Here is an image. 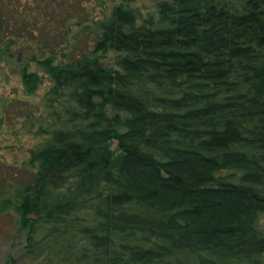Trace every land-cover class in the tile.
<instances>
[{"label": "trees", "instance_id": "trees-1", "mask_svg": "<svg viewBox=\"0 0 264 264\" xmlns=\"http://www.w3.org/2000/svg\"><path fill=\"white\" fill-rule=\"evenodd\" d=\"M62 3L0 0V58L51 83L19 106L29 179L0 174L21 259L264 264V0H117L75 46Z\"/></svg>", "mask_w": 264, "mask_h": 264}, {"label": "rangeland", "instance_id": "rangeland-1", "mask_svg": "<svg viewBox=\"0 0 264 264\" xmlns=\"http://www.w3.org/2000/svg\"><path fill=\"white\" fill-rule=\"evenodd\" d=\"M117 0H63L59 12L63 13V20L71 25L68 40L74 46L79 44V38H72L77 32L75 23L79 15L87 12L90 18L98 17L101 12L109 10ZM132 6L141 10L143 14L155 9V0H133ZM59 24H63V20ZM46 39L55 42L56 48H61V38ZM4 40V39H3ZM33 48V46H31ZM1 49V46H0ZM19 61L16 57L0 58V174L6 179L18 177L29 179L25 170H30L28 165L29 150L34 148L41 140L39 137L28 133L21 124L19 106L23 103L36 104L44 92L49 88L50 81L45 74L38 70L41 77L40 85L34 95H27L19 75ZM30 70L35 71L32 65ZM25 245L24 236H17L12 216L0 215V264H31L27 259H21V251Z\"/></svg>", "mask_w": 264, "mask_h": 264}]
</instances>
